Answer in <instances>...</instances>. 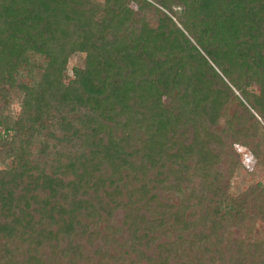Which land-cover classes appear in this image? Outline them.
I'll return each mask as SVG.
<instances>
[{
	"label": "trees",
	"instance_id": "1",
	"mask_svg": "<svg viewBox=\"0 0 264 264\" xmlns=\"http://www.w3.org/2000/svg\"><path fill=\"white\" fill-rule=\"evenodd\" d=\"M0 264H264V0H0Z\"/></svg>",
	"mask_w": 264,
	"mask_h": 264
},
{
	"label": "rangeland",
	"instance_id": "2",
	"mask_svg": "<svg viewBox=\"0 0 264 264\" xmlns=\"http://www.w3.org/2000/svg\"><path fill=\"white\" fill-rule=\"evenodd\" d=\"M77 56L71 57L67 67V76H72V66L75 64ZM242 159L244 162V167L239 169L235 176L232 179V192L234 194L239 193L246 189L249 184L252 182V177L249 174L248 170L251 169L253 161L251 155L247 153L244 149H241Z\"/></svg>",
	"mask_w": 264,
	"mask_h": 264
}]
</instances>
